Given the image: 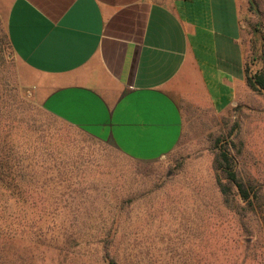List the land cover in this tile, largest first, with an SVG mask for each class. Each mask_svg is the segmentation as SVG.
I'll return each mask as SVG.
<instances>
[{
  "label": "rangeland",
  "instance_id": "obj_1",
  "mask_svg": "<svg viewBox=\"0 0 264 264\" xmlns=\"http://www.w3.org/2000/svg\"><path fill=\"white\" fill-rule=\"evenodd\" d=\"M7 1L0 0V231L22 228L41 245L60 234L57 246H67L73 263L46 264H100L84 253L106 248L110 264H264V193L251 207L224 200L215 163L217 144L226 143L240 177L264 184V93L245 84L221 112L192 106L171 152L132 160L37 103V76L3 38ZM249 1H240L245 63L264 71V0ZM45 144H61L63 164L38 151ZM73 153L95 164L60 183L56 169L73 170ZM36 161L50 168L38 171Z\"/></svg>",
  "mask_w": 264,
  "mask_h": 264
},
{
  "label": "crops",
  "instance_id": "obj_2",
  "mask_svg": "<svg viewBox=\"0 0 264 264\" xmlns=\"http://www.w3.org/2000/svg\"><path fill=\"white\" fill-rule=\"evenodd\" d=\"M241 0H8L6 32L50 115L139 162L178 144L184 112L245 87Z\"/></svg>",
  "mask_w": 264,
  "mask_h": 264
},
{
  "label": "trees",
  "instance_id": "obj_3",
  "mask_svg": "<svg viewBox=\"0 0 264 264\" xmlns=\"http://www.w3.org/2000/svg\"><path fill=\"white\" fill-rule=\"evenodd\" d=\"M249 2L251 3L252 0ZM3 38L10 45L7 32L3 33ZM244 72L246 86L253 91L264 93V71H253L250 69L249 64L245 63ZM49 145L50 144H45L47 147L43 148L40 146L41 149H38V151L47 152L51 160L55 159V167L63 164L64 153H62L63 150L60 148L61 144L55 145V147H57L56 150L48 147ZM217 149L215 163L216 167L219 169V176L216 179L219 195L221 197L223 196L226 201H228V197L232 195L233 200L235 196L239 204L245 201L250 207L253 206L254 203L259 200L260 195L264 193V184L254 186L250 181H245L240 177L236 168V161L226 143H218ZM68 158L73 166L71 167L73 170L66 175L63 171L56 169V178H58L60 183L68 179L74 171L77 173L83 166L95 164L91 158L85 157L79 153H73ZM36 163L38 171L41 168H50L49 165L46 166L43 162L40 163V161H36ZM54 166L53 168L55 169ZM75 172L74 174H76ZM50 180L49 176H47L43 181L48 182ZM0 235V264H46L47 260L50 262L59 260L60 263H73L74 257H71L73 253L66 250L67 246H63L62 244L57 246V239L61 237L60 234L48 237L50 238V243L44 244L45 246L41 245L39 240L26 239L25 237L27 236L24 234V229L22 228L13 229L8 227L7 230L0 231ZM103 235L108 237L110 236V232L108 231ZM52 241H54V243ZM84 254L87 256L93 254L95 257L97 255L100 264H104L106 261L109 264L115 262L114 254L107 248L103 249L102 252L95 251L94 253L88 251Z\"/></svg>",
  "mask_w": 264,
  "mask_h": 264
}]
</instances>
